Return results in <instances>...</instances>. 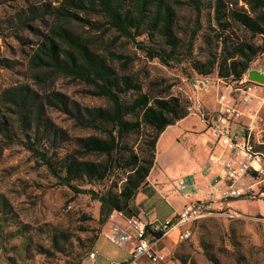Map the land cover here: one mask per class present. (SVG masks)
<instances>
[{
    "label": "rangeland",
    "instance_id": "rangeland-1",
    "mask_svg": "<svg viewBox=\"0 0 264 264\" xmlns=\"http://www.w3.org/2000/svg\"><path fill=\"white\" fill-rule=\"evenodd\" d=\"M169 1L176 15L177 48L147 36L135 42L117 40L98 12L76 5L80 0H0V264H110L107 253L111 257L126 252L108 239L111 227L122 218L111 216L107 222L97 199L109 190H121L127 177L123 157L109 163L111 173L104 181L85 179L67 185L64 179L65 158L79 155L76 140L104 137L84 128L73 117L72 107L98 109L110 104L83 81L35 63L37 54L44 56L40 49L56 27L79 35L108 59L118 75L136 81L137 90L123 96L124 103H131L138 93L182 97L191 107L199 102L211 112L219 93L218 70L209 76V87L201 89L195 64L222 53L221 37L264 41V36L254 37L227 17L229 9L250 12L242 0H221L226 17L220 23L217 0L206 2L200 16L185 0ZM67 12L75 16L67 17ZM249 70L264 74V54ZM202 128L193 114L163 134L157 148L160 163L149 188L163 205L167 202L180 210L189 204L177 187L180 182L194 178L199 188L207 183L197 173L213 141L208 132L199 137ZM148 133L143 125L127 140L128 148L139 153L147 145ZM84 160L104 162L106 157L87 155ZM232 208L224 207L193 225L187 241L176 233L169 235L161 246L166 264H264V203L239 201Z\"/></svg>",
    "mask_w": 264,
    "mask_h": 264
},
{
    "label": "trees",
    "instance_id": "trees-1",
    "mask_svg": "<svg viewBox=\"0 0 264 264\" xmlns=\"http://www.w3.org/2000/svg\"><path fill=\"white\" fill-rule=\"evenodd\" d=\"M200 16L206 2L213 0H185ZM250 9V14L237 9H229L227 17L242 26L254 37L264 36V0H242ZM80 8L98 12L115 33L117 40L134 42L138 37L147 36L152 42L163 40L167 46L177 48L179 38L176 33L175 10L169 0H80ZM216 18L220 23L226 17V5L217 0ZM64 15L74 17L71 12ZM227 29V28H224ZM222 53L211 56L206 62H197L195 70L201 78H209L218 70V78L226 82L241 80L249 71L255 59L264 54L261 44L251 40L232 41L221 37ZM35 56V63L49 66L58 72L72 76L91 86L93 94L107 100L109 108L89 109L74 105L73 117L84 128L93 129L104 137L90 136L76 140L79 147L76 155L67 156L62 172L67 185L88 180L104 181L110 173L109 163L114 157L124 161L122 169L127 177L121 190H109L97 199L101 203L100 214L108 220L114 212L125 217L135 216L131 201L137 192L148 185V178L157 160V145L162 134L171 126L190 116L191 102L182 97L169 99L150 98L139 94L131 103H124L123 96L137 90V83L131 76H120L108 59L92 50L79 35L65 27H56L53 37L42 45ZM152 58L157 54L149 52ZM116 56V55H115ZM149 128L145 148L140 152L128 148L127 140L142 129ZM104 156V162L84 160V156ZM46 163L50 162L42 156ZM60 177V176H59Z\"/></svg>",
    "mask_w": 264,
    "mask_h": 264
},
{
    "label": "built area",
    "instance_id": "built-area-1",
    "mask_svg": "<svg viewBox=\"0 0 264 264\" xmlns=\"http://www.w3.org/2000/svg\"><path fill=\"white\" fill-rule=\"evenodd\" d=\"M250 71L231 85L217 78L214 112L199 102L189 108L190 115L195 114L206 125L214 145L202 172L207 183L199 188L193 178L177 186L189 204L171 217L152 221L119 213L124 224H113L108 239L122 249L134 246L131 264H166L161 246L169 235L176 233L181 241H187L193 225L224 207L233 209L239 201L264 203V84L250 80ZM210 84L209 78H202L197 87L207 89ZM246 179L249 183L243 185ZM90 257L95 260L96 253Z\"/></svg>",
    "mask_w": 264,
    "mask_h": 264
},
{
    "label": "crops",
    "instance_id": "crops-1",
    "mask_svg": "<svg viewBox=\"0 0 264 264\" xmlns=\"http://www.w3.org/2000/svg\"><path fill=\"white\" fill-rule=\"evenodd\" d=\"M191 116L192 115H190L187 118H190ZM184 120L180 121L179 123H182ZM179 123H177L175 126H177ZM171 127H174V126H171ZM171 127H169L168 129H170ZM202 127L203 128L200 129L201 132L197 133V134H200L199 137H203L202 135L207 133L206 125L204 123H202ZM163 134H162V136H163ZM162 136L160 137L159 142H161ZM195 139L197 141H199L200 138H195ZM212 141H213V139H212ZM159 142H158V144H159ZM157 148H158V145H157ZM213 148H214V145L212 142V145L207 149L208 153H206V156H205L206 159H205L203 165H201L198 169L197 174L200 176L201 180H203V178H202L203 168L206 165V163L208 161L209 154ZM159 163H160V158H159V155H157L156 164H155L154 168L152 169V172L148 178V185L146 187L140 189L137 192L136 196L131 201V209L134 212L135 216L141 218L144 221H152L156 218L165 219V218L171 217L172 215L180 212L184 208L183 207L180 210L175 209V207L173 205H170L167 202H165L166 204L163 205V203L161 201L160 202L157 201V197H156L155 192H154L155 195H153V194L151 195L149 188H152V184H153L152 176H153V173L158 168ZM154 200H156V201L154 202ZM117 215L119 216V213L114 212L112 214V218L114 219L115 216H117ZM119 223L124 224V220L120 219ZM133 247L134 246L131 245L129 252H127L126 248H124L123 251H126L125 252L126 255L125 254H123V255L114 254V255H111V257H109V254L107 253L106 258L110 259V261H111L110 264H128L129 260L131 258V253L133 251Z\"/></svg>",
    "mask_w": 264,
    "mask_h": 264
},
{
    "label": "water",
    "instance_id": "water-1",
    "mask_svg": "<svg viewBox=\"0 0 264 264\" xmlns=\"http://www.w3.org/2000/svg\"><path fill=\"white\" fill-rule=\"evenodd\" d=\"M249 78L252 81L264 84V74L259 71L251 70L249 73Z\"/></svg>",
    "mask_w": 264,
    "mask_h": 264
}]
</instances>
